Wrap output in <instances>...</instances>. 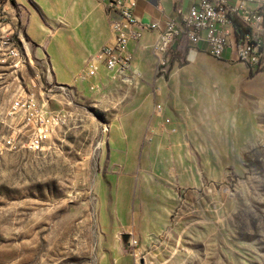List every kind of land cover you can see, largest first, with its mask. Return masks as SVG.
Listing matches in <instances>:
<instances>
[{
    "label": "rangeland",
    "instance_id": "obj_1",
    "mask_svg": "<svg viewBox=\"0 0 264 264\" xmlns=\"http://www.w3.org/2000/svg\"><path fill=\"white\" fill-rule=\"evenodd\" d=\"M19 6L0 0V102L33 94L65 121L42 152L24 122L0 130V264H137L128 234L144 264H264V82L227 96L245 65L183 41L162 66L156 38L136 42L126 77L88 78L95 54L49 44L54 1Z\"/></svg>",
    "mask_w": 264,
    "mask_h": 264
},
{
    "label": "built area",
    "instance_id": "obj_2",
    "mask_svg": "<svg viewBox=\"0 0 264 264\" xmlns=\"http://www.w3.org/2000/svg\"><path fill=\"white\" fill-rule=\"evenodd\" d=\"M249 1L196 0L187 13L177 10L178 19H168L161 26L158 23L145 25L135 18L136 0H106L113 42L88 61L85 74L88 78H95L105 69L117 77H126L133 60L130 44L141 41L144 34L150 31L158 32L152 50L162 66L166 65L168 59L165 56L175 44L184 41L192 49L204 51L215 59L240 62L251 72L262 70L264 14L260 8L250 9ZM8 56L13 60L15 71L26 63L15 48L9 50ZM162 111V106L158 104L155 114L159 115ZM19 116H22L26 126L35 128L29 142V149L33 152L44 151L52 130L65 121L64 114L44 109L30 94L13 101L6 109L0 106V130ZM4 144L11 150L18 147L12 136ZM125 241L127 247L133 250L137 264H144L137 252L139 241L130 234L126 235Z\"/></svg>",
    "mask_w": 264,
    "mask_h": 264
},
{
    "label": "crops",
    "instance_id": "obj_3",
    "mask_svg": "<svg viewBox=\"0 0 264 264\" xmlns=\"http://www.w3.org/2000/svg\"><path fill=\"white\" fill-rule=\"evenodd\" d=\"M18 5L23 6L25 0H15ZM55 6V13L53 20L56 22L55 27L57 30L52 35L50 46L55 51L59 48L64 49L66 53H73L75 50L77 53H82L85 59L89 55L98 53L103 47L104 37L106 32L107 22L109 25L110 38L113 42V34L111 30V16L107 11L106 0H53ZM196 0H136V7L134 10L135 18L145 24L152 25L155 23L164 26V22L168 19H178L177 10H182L187 13L189 9L195 4ZM232 3L235 0H230ZM19 6V7H20ZM250 9L260 8L264 14V0H250L248 4ZM62 25H65L64 27ZM55 28V29H56ZM157 31H150L144 34L141 41L145 43L151 42L154 38H157ZM102 38V39H101ZM86 41V42H85ZM103 41V42H101ZM112 44V43H111ZM109 44V45H111ZM103 46V47H102ZM108 46V45H106ZM140 47V46H139ZM136 42L130 44V49H139ZM81 48V51L79 50ZM263 49H264V37H263ZM231 56V54H229ZM52 69L58 68L59 63L51 62ZM264 64V57H263ZM244 65V64H243ZM250 70L248 69V72ZM16 73L21 72L19 70ZM23 73V72H22ZM250 77H242L237 79H231L226 83L224 89L225 94L238 95L242 93L243 97L250 93V83L256 84L257 82H264V69L257 71L256 73L249 72ZM19 84L26 86L29 84L27 79L23 76L17 77ZM53 81V80H51ZM259 91V89H258ZM261 93H264V86L261 88ZM33 95V94H32ZM35 96L37 102L38 97ZM23 96L10 101L8 104L0 102L2 109H6L11 103ZM242 97V98H243ZM241 100V99H240ZM250 100V99H249ZM249 100L247 99L246 101ZM39 103V102H38ZM40 104V103H39ZM41 105V104H40ZM23 123L22 116L9 121V128L14 127V135L19 131Z\"/></svg>",
    "mask_w": 264,
    "mask_h": 264
},
{
    "label": "bare ground",
    "instance_id": "obj_4",
    "mask_svg": "<svg viewBox=\"0 0 264 264\" xmlns=\"http://www.w3.org/2000/svg\"><path fill=\"white\" fill-rule=\"evenodd\" d=\"M194 57H195V53H192L191 58H194Z\"/></svg>",
    "mask_w": 264,
    "mask_h": 264
},
{
    "label": "trees",
    "instance_id": "obj_5",
    "mask_svg": "<svg viewBox=\"0 0 264 264\" xmlns=\"http://www.w3.org/2000/svg\"><path fill=\"white\" fill-rule=\"evenodd\" d=\"M12 3L14 4V0H12ZM251 73H253V72H251Z\"/></svg>",
    "mask_w": 264,
    "mask_h": 264
},
{
    "label": "water",
    "instance_id": "obj_6",
    "mask_svg": "<svg viewBox=\"0 0 264 264\" xmlns=\"http://www.w3.org/2000/svg\"><path fill=\"white\" fill-rule=\"evenodd\" d=\"M125 239H126V236H125Z\"/></svg>",
    "mask_w": 264,
    "mask_h": 264
}]
</instances>
